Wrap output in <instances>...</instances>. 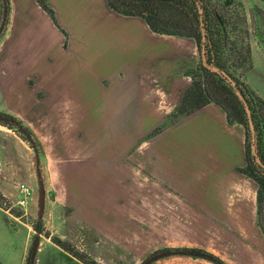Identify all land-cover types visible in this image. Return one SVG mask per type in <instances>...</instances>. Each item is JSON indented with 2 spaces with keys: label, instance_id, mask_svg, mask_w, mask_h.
Masks as SVG:
<instances>
[{
  "label": "rangeland",
  "instance_id": "1",
  "mask_svg": "<svg viewBox=\"0 0 264 264\" xmlns=\"http://www.w3.org/2000/svg\"><path fill=\"white\" fill-rule=\"evenodd\" d=\"M237 2L239 7L234 8L242 11L246 7L247 14V24L238 27V37L243 39L240 44L250 46L251 56L264 54V36L258 35L264 30L257 33L248 10L251 3ZM7 44L11 46L12 41ZM10 58L2 68L0 59V110L30 122L31 128L34 125L41 145H30L14 131L0 127V264H25L26 258H33L29 264H139L150 252L168 244L207 248L213 244L229 248L230 254L244 252L242 236L207 231L210 227L241 226L242 221L225 224L180 218L175 213L169 218H140L145 216L147 204L143 199L153 195L147 188L151 182L158 192L178 194L190 206L201 205L211 198L208 195L217 197L220 188L208 186L220 178L210 176L215 157L202 151L211 148L212 136L194 133L192 119L148 138L163 120L147 112V120L118 121L112 107L103 108L105 112L99 116L85 115L82 108L69 107L61 92V104L56 107L55 99H49L50 93H56L52 84L56 76L49 69L51 58L20 60L21 66L16 58ZM143 141L157 168L152 171L153 180L140 186L125 152ZM225 166L218 170L223 183L235 177ZM139 181L143 182V177ZM40 183L45 190L42 208ZM55 237L73 249L62 248L53 241ZM230 238L232 244L225 246L224 240ZM154 264L209 263L176 257Z\"/></svg>",
  "mask_w": 264,
  "mask_h": 264
},
{
  "label": "crops",
  "instance_id": "2",
  "mask_svg": "<svg viewBox=\"0 0 264 264\" xmlns=\"http://www.w3.org/2000/svg\"><path fill=\"white\" fill-rule=\"evenodd\" d=\"M48 2L55 12L58 26L36 0H10L9 23L0 42L1 68L10 57L17 59L18 66H21L20 60L31 62L32 58L38 61L44 57L51 58L49 69L56 76L53 78L55 84L52 83L56 93H50L49 99H55L54 106L61 104L58 102L61 92L69 107L82 108L80 112L85 115L99 116L103 108L112 107L118 121L147 120V112L164 120L191 83L185 70L200 60L195 40L155 33L141 17L122 15L110 8L106 0ZM9 40L12 41L11 46L6 45ZM252 62V68L243 79L264 99V54H253ZM88 118L91 120V116ZM189 119H192L194 133L212 136L211 148L202 149L215 157L210 176L221 178L218 170L227 164L225 167L232 170L235 177L226 183L218 178L214 186L208 182L210 188H220L216 192L217 197L208 195L211 198L201 205L190 206L178 194L154 189L156 184L151 182L152 171L157 165L146 154L147 144L143 141L125 152L138 184L145 186L151 182L147 188L153 195L143 199L147 204L144 205L145 216L140 218H169L175 213L180 218L213 219L225 224L230 220L231 224L242 221L241 226L207 228L209 234L242 236L245 250L241 254H230L229 248L221 249L213 244L211 248L194 244L188 247L208 250L228 264H264V236L256 223V183L235 170L236 166L244 165V128L237 123L229 124L225 113L214 103L175 124ZM32 129L36 131L34 125ZM231 156V160L226 159ZM136 171L143 173L137 175ZM139 177L144 181H139ZM232 242L231 238L226 239L224 245ZM176 257L192 258L173 255L152 264Z\"/></svg>",
  "mask_w": 264,
  "mask_h": 264
},
{
  "label": "trees",
  "instance_id": "3",
  "mask_svg": "<svg viewBox=\"0 0 264 264\" xmlns=\"http://www.w3.org/2000/svg\"><path fill=\"white\" fill-rule=\"evenodd\" d=\"M36 1L56 24L55 12L48 0ZM106 1L110 8L122 15L141 17L155 33L191 37L195 40L201 61L185 70L191 83L183 91L179 103L147 137L158 134L209 103L218 105L229 124L237 123L244 128V165L236 166L235 170L256 183V223L264 236V99L242 79L252 67L250 46L243 47L240 44L243 39L238 37V27L247 24L246 17L237 13L233 18L226 19L223 0ZM0 8L1 40L9 23L10 0H0ZM217 18L222 21L224 28ZM257 23L261 30L264 19L258 17ZM261 34L264 36L263 32ZM239 68L241 70L237 72ZM236 90L241 93L244 101L239 98ZM244 102L249 108V115ZM0 125L14 131L30 145L34 142L41 145L30 125L10 112L0 110ZM53 241L66 250L73 249L59 238L55 237ZM173 255L201 258L213 264H228L208 250L188 246L155 249L139 264H152ZM32 262L33 258H26L25 264ZM91 264L100 263L92 261Z\"/></svg>",
  "mask_w": 264,
  "mask_h": 264
},
{
  "label": "flooded vegetation",
  "instance_id": "4",
  "mask_svg": "<svg viewBox=\"0 0 264 264\" xmlns=\"http://www.w3.org/2000/svg\"><path fill=\"white\" fill-rule=\"evenodd\" d=\"M247 3H246V5H248V3H251V6H250V9L248 8V10L252 13V15H253V18H254V25H255V27H256V29H257V33H259L260 32V30L258 29V27H260V25L257 23V19H258V17L259 18H262V19H264V2L263 1H261V0H245ZM258 4H260L261 5V7H259L258 6ZM223 7H224V10H225V12H226V19H230V18H233L234 17V15L235 14H242V15H244L245 17L247 16V14H245V9H246V7L243 5V7H245V9H241L242 11H238V8H234V7H239V2H237V0H223ZM218 20H219V23H220V25L224 28V26L222 25L223 23H222V21L219 19V18H217ZM246 22H247V18H246ZM221 27V28H222ZM262 29L264 30V26H262ZM259 35V37L261 36V38H262V34L261 33H259L258 34ZM261 43H263V46H264V41H262ZM251 61H252V56H251ZM252 66H253V62H252ZM252 68V67H251ZM250 68V69H251ZM249 69V70H250ZM248 70V71H249ZM247 71V72H248ZM246 72V73H247ZM245 73V74H246ZM244 74V75H245ZM244 75H243V77H242V79L244 78ZM244 80V79H243ZM245 82V81H244ZM246 83V82H245ZM248 84V83H247ZM249 85V84H248ZM250 86V85H249Z\"/></svg>",
  "mask_w": 264,
  "mask_h": 264
},
{
  "label": "water",
  "instance_id": "5",
  "mask_svg": "<svg viewBox=\"0 0 264 264\" xmlns=\"http://www.w3.org/2000/svg\"><path fill=\"white\" fill-rule=\"evenodd\" d=\"M261 1L264 2V0H261ZM236 93H237V95L239 96V98H240L242 101H244L243 96L241 95V93H240L238 90H236ZM244 103H245V102H244ZM245 105H246V103H245ZM246 111H247V113H248V115H249V114H250V111H249V108H248L247 105H246ZM249 123H250V127H251V129H253L251 119H249ZM44 198H45V190H44V186H43L42 183H40V185H39V201H40V208L43 207V204H44Z\"/></svg>",
  "mask_w": 264,
  "mask_h": 264
},
{
  "label": "built area",
  "instance_id": "6",
  "mask_svg": "<svg viewBox=\"0 0 264 264\" xmlns=\"http://www.w3.org/2000/svg\"><path fill=\"white\" fill-rule=\"evenodd\" d=\"M22 203H23V200H22Z\"/></svg>",
  "mask_w": 264,
  "mask_h": 264
}]
</instances>
